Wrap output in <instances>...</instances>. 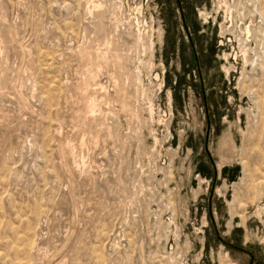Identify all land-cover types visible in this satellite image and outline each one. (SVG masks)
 <instances>
[{
  "label": "rangeland",
  "instance_id": "obj_1",
  "mask_svg": "<svg viewBox=\"0 0 264 264\" xmlns=\"http://www.w3.org/2000/svg\"><path fill=\"white\" fill-rule=\"evenodd\" d=\"M0 264H264V0H0Z\"/></svg>",
  "mask_w": 264,
  "mask_h": 264
},
{
  "label": "bare ground",
  "instance_id": "obj_2",
  "mask_svg": "<svg viewBox=\"0 0 264 264\" xmlns=\"http://www.w3.org/2000/svg\"><path fill=\"white\" fill-rule=\"evenodd\" d=\"M90 1H92V0H90ZM96 2H97V1H96ZM96 2H95V1L92 2L93 7H94V8H95V7H99V9H100V6H99V5H101V4H99V5L97 6V5L95 4ZM90 3H91V2H90ZM97 4H98V3H97ZM91 6H92V5H91ZM91 6H90V7H91ZM140 7H141V6H140ZM94 8H92V9H94ZM101 8H102V7H101ZM92 9H91V11H92ZM95 9H96V8H95ZM97 9H98V8H97ZM139 10H140V9H139ZM139 13H140V12H139ZM136 16H137V15H136ZM137 26H138V25H137ZM248 31H249V33H250V30H249V29H248ZM140 38H141V37H140ZM141 39H142V38H141ZM141 39H140V40H141ZM140 40H139V41H140Z\"/></svg>",
  "mask_w": 264,
  "mask_h": 264
}]
</instances>
